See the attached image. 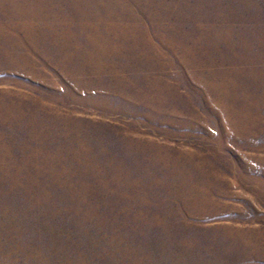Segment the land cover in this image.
Instances as JSON below:
<instances>
[{
	"label": "rangeland",
	"instance_id": "rangeland-1",
	"mask_svg": "<svg viewBox=\"0 0 264 264\" xmlns=\"http://www.w3.org/2000/svg\"><path fill=\"white\" fill-rule=\"evenodd\" d=\"M0 264H264V0H0Z\"/></svg>",
	"mask_w": 264,
	"mask_h": 264
}]
</instances>
